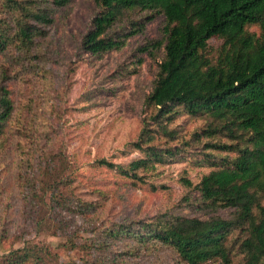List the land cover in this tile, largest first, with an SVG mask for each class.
Instances as JSON below:
<instances>
[{"label": "trees", "instance_id": "1", "mask_svg": "<svg viewBox=\"0 0 264 264\" xmlns=\"http://www.w3.org/2000/svg\"><path fill=\"white\" fill-rule=\"evenodd\" d=\"M62 2L0 0V140L19 115L7 81L33 68V49L54 22L52 7ZM92 3L79 53L118 50L129 38L143 35L149 21L161 18L157 35L137 44L134 59L119 72H134L124 67L138 65L142 55L155 59L160 54L142 100L138 134L127 144L138 155L124 162H96L131 185L145 183L155 165L167 162L205 167L194 182L179 177L189 190L183 199L193 214L164 210L114 222L79 243L66 235L68 248L81 251L67 260L46 243L25 240L0 254V264H112L108 247L123 238L138 248H170L182 264H264V0ZM179 116L199 122L182 132L171 125ZM35 146L33 133L22 130L17 157H26L18 159L15 178L21 199L30 205L22 212L31 219L35 211L42 212L34 218L39 231L50 225L49 218L59 221V209H69L60 191L68 179L36 178L30 162ZM69 203L77 215L95 212L90 201ZM4 237L0 234V243Z\"/></svg>", "mask_w": 264, "mask_h": 264}, {"label": "rangeland", "instance_id": "2", "mask_svg": "<svg viewBox=\"0 0 264 264\" xmlns=\"http://www.w3.org/2000/svg\"><path fill=\"white\" fill-rule=\"evenodd\" d=\"M52 8L54 22L33 49V68L7 81L19 115L0 140V234H5L0 254L27 240L46 243L59 259L67 260L79 257L81 251L68 248L66 235L79 243L114 222L164 210L193 214L183 199L189 190L179 177L185 175L194 182L206 168L167 162L155 165L145 183L131 185L99 166L98 159L118 163L138 155L127 144L138 134L142 100L151 87L160 54L155 59L142 55L138 65L124 67L135 68L134 72H119L134 59L131 53L137 44L157 35L161 18L149 21L143 35L129 38L118 50L91 55L79 53L77 44L94 11L92 0H63L60 7ZM250 29L256 31L255 27ZM198 122L179 116L171 125L187 132ZM22 130L31 131L38 143L31 150L30 161L36 178L68 179L60 191L66 194L69 209H59V221L49 218L50 225L39 231L34 218L42 212L35 211L33 219L22 212L23 206L29 210L30 205L21 199L15 178L18 159L26 157H17L16 144ZM75 199L90 201L95 212H71L69 202ZM108 250L112 264H182L170 248H138L127 238L115 241Z\"/></svg>", "mask_w": 264, "mask_h": 264}]
</instances>
